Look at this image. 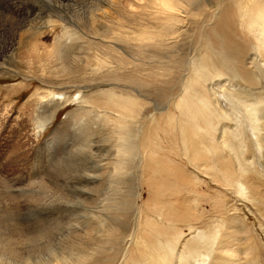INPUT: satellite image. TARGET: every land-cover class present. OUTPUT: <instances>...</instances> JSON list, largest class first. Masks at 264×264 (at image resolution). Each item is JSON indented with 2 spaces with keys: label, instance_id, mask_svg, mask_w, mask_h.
Masks as SVG:
<instances>
[{
  "label": "rangeland",
  "instance_id": "obj_1",
  "mask_svg": "<svg viewBox=\"0 0 264 264\" xmlns=\"http://www.w3.org/2000/svg\"><path fill=\"white\" fill-rule=\"evenodd\" d=\"M104 1L106 2L107 0H0V22L3 17L6 20L5 27L2 30L0 29V214L12 216L9 218V231L7 230V234L24 235L17 245L13 246L10 250H0V264H28L22 262L23 260H27V258L32 260L42 259L39 261L40 264L59 263V261H55L54 259L47 260L46 250L47 255L49 252L46 239L35 238V240H31L25 236L33 230L32 220L28 217L29 214L43 219L45 217L47 219H61L63 218L61 216L62 211L53 213L45 205L37 207L31 199L41 202L40 197L35 196L38 194L37 190L40 183L57 190L56 193L60 196L68 193L69 197H71L69 187L73 189L75 186L80 187L85 185L89 189L95 188L94 183L98 184L99 181L80 184L75 179L68 182L66 177H61L58 180L53 177L57 170L56 166L60 165L69 151L80 146L78 145V138L82 136L93 137L90 139V154L87 157L92 163L94 160L95 164L99 162L103 164L99 166V168L101 167L100 169L94 163L93 165L92 163H87V165L90 172L98 171L102 174L104 180L102 184L104 186L103 192L101 191V197L96 201V204L92 203L91 197L79 194L78 197L85 201L84 205L77 207V212L86 210L85 207L89 206L88 208H90L91 205L93 207L91 214L101 217L99 221L104 220L106 222L104 224H91L85 218L83 219L84 215L78 216L80 219L77 216L76 218L64 216L65 219L75 224L78 223L81 227V230H75L77 231L75 234L65 239L67 248L75 247L78 250L82 246L87 247V249L90 246V248L96 247L104 242L107 243L109 237L112 238L113 233H115L121 239L124 238L126 243L121 240L119 252H115L116 249L107 243L103 258L115 256V264H144V259L147 257L146 253L144 254V244L145 240L150 239L151 234L146 223L149 220L153 223V219L150 217L143 223L147 215H152L147 205L152 206L155 201H158L164 206L163 200H166L168 201V205L166 204L165 206L167 207V214L163 217L157 215L155 218L157 226L168 228L167 231L169 233L167 234L169 237L173 238L177 232L180 233L177 234L179 237L183 232L182 240L183 238H192L194 236V229H190L191 225L193 228L197 227V230H205L206 228H212L213 230L214 228H218L222 235H226L230 231L232 236L230 239L228 238V246L231 248L229 252L234 255L233 261L236 264H264V150L260 146L259 140H257L258 137L254 135L251 123L247 122L246 114L248 112L245 104L244 107L243 104H238V108L226 102H224L225 106L221 105L220 102L218 103L219 106H222V109L231 113V119H227V121L223 122V125L228 126L231 133L233 130L237 131V133L245 134L242 141H234V144L239 149V154H242V158L239 163L234 164L236 169L226 183L231 184L232 187L224 186V179L227 175L226 170L221 172L217 168H210L208 170L204 167L200 170L189 164L190 159L186 153L185 144L180 139L182 138V133L179 131L178 120L175 119L173 125H166L163 122L166 121V117L163 118V116L169 110L179 113V110H177L173 103L178 99L176 97L173 101L167 102L166 105L169 109L163 112L155 111L153 116L140 119V123L136 124L137 133L134 139L137 142L139 154L136 151L137 153L133 160V170L128 169L130 176L127 178H129V181L123 182L122 180L123 184H120V187L114 184L115 186L113 187L117 190L116 193L112 194L110 190L106 191L105 188L111 185L112 178H115V175L119 174L116 166L120 158L118 159L119 155H117L116 151L122 141L120 142L119 136L113 130L115 128V124L112 121L114 116L110 117V121L105 116L98 117L96 114L102 113V111L94 108L91 104L81 102L80 100L77 101L79 98L70 102L63 99L66 94L73 96L76 92L80 91L90 98L88 101L91 103L94 94L102 87V85L101 87H96L99 82L102 83L99 79L102 77V73L109 70L113 64L116 65V59H113L116 55L109 57L105 52V47L101 45L104 42L100 39L102 37H106V39L113 36L118 37V34H115V32L119 33V30L116 25H112V21H118L122 8L117 6L110 7V23L101 22L93 18V11L97 7L102 6ZM135 1L137 8L142 7L139 9L141 12L143 11L141 10L143 7L148 6L144 5V2ZM128 2L130 0H122L119 4L123 7ZM21 3L23 8L20 11L8 13L6 9L8 5H21ZM108 3L112 4L113 0H109ZM104 7L107 8V6ZM154 7L152 6L150 9L144 11V13L149 14L153 12ZM156 25L158 26V24ZM95 29L97 34L95 33ZM11 37L21 44L11 47ZM180 44L182 45V42ZM183 47V45L180 47L179 53L182 52ZM200 49L203 50L199 44L197 46V54L200 52ZM63 59H71V61L69 60L68 64H66V70L59 73L57 69L51 67V62L64 61ZM131 60L129 59L130 63L138 61L136 59ZM105 61L108 62L106 63ZM110 61L112 62L109 63ZM167 61L169 60L165 59V62ZM103 64H107L106 67ZM69 65L71 67H68ZM68 68L69 70H67ZM97 68H100V71L95 70ZM61 69L64 70L63 68ZM180 71L182 72V70ZM139 72L140 70L135 71L133 75L140 76ZM56 73H59V75L53 76ZM186 74L188 75L189 72ZM220 81L222 83L225 82L228 86L226 85L224 88L231 89L230 91L233 93L235 90L243 87L248 88L247 91H254L252 85L249 87L241 80L227 81V79H223V81ZM120 83L123 84L122 82ZM85 85H91L94 88H82ZM140 91L141 93L144 92V95L148 93H146V90ZM259 91H263L262 94H264V84L257 90V92ZM177 92H179L178 87L173 92L175 93L173 96H176ZM147 96L152 98V95L148 94ZM222 99L225 101L223 97ZM58 104L59 112L56 116L52 117V112ZM148 104L151 106L149 108V112H151L155 102L151 99V102ZM150 114L147 113V116ZM49 117L53 119L51 118L50 122L42 127L43 121L49 119ZM244 119H246L247 124H244ZM108 121H110L111 126H109ZM131 125H128L129 128ZM153 127L156 128L152 130V133L151 128ZM247 127L249 128L248 131ZM113 134H115V137ZM167 134L170 136L167 137ZM218 136L219 139L215 141V145L213 144V146L205 151L206 155L223 153V157L234 160L235 155L232 154L233 152L228 147L223 146L226 138L224 137L225 135L219 133ZM147 137L149 139L152 137L153 146L149 147L146 145ZM102 139L106 141L104 144L108 149L106 147L105 149L103 147L100 148L103 145V143H99ZM111 140L112 143L110 144ZM95 143H99V145L97 144V146ZM92 144H95L97 147L95 145L92 147ZM141 145H146V148ZM111 149L112 151H110ZM145 149L150 153V156L154 155L155 157H152L157 161L170 162L177 171L184 172L186 177L188 176V181H192L190 184L194 186V191L191 192L193 188L189 189L188 183L184 181L180 182V178L173 175V173L165 171L161 167L155 168L154 165L147 163L148 160H151V157L143 159ZM105 150H109L110 153ZM185 154L187 155L185 156ZM105 157L106 159H104ZM86 162L89 161L87 160ZM106 162L111 165H108ZM87 165L86 168L88 167ZM104 167H108V170ZM82 171L84 170H79L77 173L81 174ZM122 172L124 171L122 170ZM71 173L68 177L72 175ZM75 175L76 173L73 174V176ZM220 178L222 181H220ZM69 183L71 184L70 186L67 185ZM161 183H163V186ZM130 185L133 187H130ZM32 194H34L33 198H31ZM124 195L127 203L129 204L128 201L130 203L133 201L135 206L128 213H126L127 210L117 213L115 206L122 201L124 202ZM194 196H197L196 202L191 201ZM34 208L35 211H33ZM189 212L192 214L190 219L187 214ZM12 219L21 224V231L23 233L16 231L17 227ZM65 219H61V221L65 222ZM123 221H126V224ZM120 223L123 225H120ZM230 223L232 224V228L229 227ZM93 225H97L96 230L92 229ZM48 229L52 237L59 230L54 224ZM107 234L112 235L108 236ZM139 237H141V241ZM94 239L96 240L94 241ZM141 245L144 247H141ZM61 248L63 246L58 248L59 256L63 257L64 260L67 258V264H73L74 262L80 264L82 262L79 253L76 254L73 263L71 262V258L68 261V257L65 258V256L69 252L67 249L59 250ZM84 249L87 250L86 248ZM92 250L94 251V249ZM174 254L176 255L175 252ZM204 259L208 260V258Z\"/></svg>",
  "mask_w": 264,
  "mask_h": 264
},
{
  "label": "bare ground",
  "instance_id": "obj_2",
  "mask_svg": "<svg viewBox=\"0 0 264 264\" xmlns=\"http://www.w3.org/2000/svg\"><path fill=\"white\" fill-rule=\"evenodd\" d=\"M108 1L109 0L106 2L104 1L103 5L97 7L96 9L93 8V18L98 19L101 22L104 21L106 23H110L109 8L114 6L122 8L118 21H112V25H116L119 30V33L115 32V34H118V37L113 36L109 37L108 39H106V37H102L100 39L102 42H104L101 43V45L102 47H105L106 54L109 57L116 55V57L113 58L116 59V65L113 64L114 61L112 60L113 66H110L111 68L109 67V70L102 73V77L99 78L102 83L97 81L99 84L96 85V87H101V85L102 87L96 94H94V98L92 97L93 100L91 103L88 101L90 98L84 93L82 94L80 91L76 92L73 96L66 94L63 98L65 100H69V102L75 101L79 98L77 101L80 100L81 102L91 104L94 108L102 111V113L96 114L98 117L105 116L108 120H110V117L114 116L112 121L115 124V128H113V130L114 133L119 136L117 137L120 138V142L122 141V144L120 143L121 145L119 144L117 147V151L114 150L117 152V155H119L118 159L120 158L119 163H116L119 174L115 175V178H112L111 185L105 188L106 191L110 190L112 194L116 193L117 190L113 187L115 186L114 184H117L120 187V184L129 181V178H127L130 176L128 169H132L134 165V156L139 151L134 137L136 138L135 135L137 133L135 126L140 123V119H146L147 117L149 118V116H153L155 111H166L169 109L166 105L167 102L173 101V99L176 97L178 99H176L173 103L177 110H179V113L169 110L167 114L163 116V118L166 117V121L163 122L166 123V125H173L174 120H178L177 124L180 128L179 131L182 133V138L180 139H182V142L185 144V150H187L186 153L190 159L189 164H192L200 170L202 167L208 170L210 168H217L221 170V172L226 170L227 175L224 179V186L229 188L232 187L231 184L226 183L228 179L231 178L232 173L236 169L234 164L239 163L242 158V154H239V149L237 145L234 144V141H242L245 134L239 132L237 133V131L235 132L233 130L231 133L229 131L230 128L226 125H223V122L227 121V119H231V113H228L222 109V106H219L218 103L220 102L221 105L225 106L224 102H226L231 106L238 108V104H243V107L245 104L248 114H246L247 117L246 115H243L247 118V122L251 123L254 135L258 137L257 140H259L258 142H260L259 144L264 150V94H262L263 91L257 92L260 86L264 84V0H138L140 2H144V5H148L141 9L143 10L142 12L139 10L142 7L137 8L135 6V0H130V2H128V4L124 5L123 7H121L122 5L119 4L122 0H113L112 4L108 3ZM146 2H149V4ZM104 6H107V8ZM150 6H155L153 12L145 14L144 11L150 9ZM21 8H23L22 3L21 5L12 4L6 7L8 13H15L20 11ZM5 22L6 20L3 17L2 21L0 22L1 30L5 27ZM156 24H158V26ZM95 33L97 34L96 29ZM11 40V47L21 44L19 41L16 42L13 37H11ZM180 42H182V45L184 46L181 53L178 52L182 46ZM199 44L203 50L200 49V52L197 54V46ZM24 45H26V43H24ZM69 58L71 57L69 56ZM129 59H136L138 61L130 63ZM165 59H168L169 61L165 62ZM63 60L64 61L59 60L51 62V67L57 69V72L59 73L61 71H65L67 68L66 64H68L69 60L71 61V59ZM106 65L107 64H105L104 67H106ZM68 67L71 66L69 65ZM102 67L100 68L103 69L104 67ZM100 68L95 70L100 71ZM67 70H69V68ZM139 70V74H141L140 76L133 75V72ZM180 70H182V72ZM187 71L189 72L188 75L186 74L188 73ZM59 73L53 74V76H57ZM179 79L181 80L179 81ZM223 79H227V81L241 80L249 87L252 85L254 87V91H247L248 88L243 87L241 89L235 90L236 92L234 91L233 93L230 91L231 89L228 90V88H224L227 84L220 81H223ZM262 79L263 81H261ZM121 85L123 87H119ZM177 87L179 88V92H177L176 96H173L175 95L173 92L177 90ZM82 88L92 89L94 87L91 85H85ZM140 90H146V93H148L144 95L145 93H141ZM148 94L152 95V98L148 97ZM222 97L225 99V101L222 99ZM59 98L61 99V97ZM155 98H157L158 101ZM151 99L155 102V104L153 105V110L149 112V108L151 106H149L148 103L151 102ZM58 106L59 104L56 105L55 109L53 110L51 115L52 117L56 116L59 112ZM147 113L151 114L147 116ZM51 118L49 117V119H45L43 121L42 127L46 126L50 122ZM110 121H108V123ZM244 121V124H247L246 119H244ZM128 123L132 124L130 128ZM109 126H111V124ZM155 128L156 127L151 128V131ZM248 130L249 128L247 127V131ZM217 133L218 135L219 133L225 135L224 137L226 138L225 140L223 139V146L228 147L233 152L232 154L235 155V158L233 157L234 160H229V158L223 157V153L210 156L206 155L205 151H207L209 147L213 146L215 141L219 139ZM113 136L115 137V134H113ZM166 136L169 137L170 135L167 134ZM91 137L82 136L78 138V145L80 146L69 151L65 158H62L63 161H61L60 165L56 166L57 170L55 174L53 172L52 173L54 174L53 177L56 180L60 179L61 177H66L68 182L75 179L80 184H83L84 182L91 183L99 181L98 184L94 183L95 188L89 189V187L85 185L80 187L75 186L73 189L69 187L70 196L72 197L71 198L69 197L68 193L60 196L56 193L57 190L40 183L37 190L38 194L36 193L37 195L35 196H39L41 202L31 199L35 202L34 205L36 204L37 207H42V205H45L53 213L62 211L61 216L63 218L61 219H65L64 216L76 218V216L81 217L84 215L83 219L85 218L86 221L91 224H104L106 222H104V220L99 221L101 220V217L91 214L93 209L91 205L90 208H88V206L85 207L86 210L84 209L79 213L77 212V207L84 205L85 201L78 197L79 194L91 197L92 203L96 204V201H98L99 197H101V193L103 192L102 189L104 184L102 183L104 180L102 174H100L98 171L90 172L89 166L87 165V163H92L87 157L90 154ZM146 141L147 146H153L152 137L150 139L147 137ZM104 142L106 141L103 139L99 142L101 144L103 143L100 148L103 147L105 149L106 147L108 149ZM99 143L95 144L99 145ZM111 143L112 140L110 144ZM94 145L92 144V147ZM146 145L141 146L146 148ZM105 151L110 153L112 149L110 151ZM187 154H185V156ZM152 156H150V153H148L147 149L144 150L143 159H149L151 157V160H148L147 163L154 165L155 168L161 167L164 168L165 171L173 173V175H176L180 178V182L184 181L188 183L189 189L193 188L191 192L194 191V186L190 184L192 181H188V176L186 177L184 172L177 171V169L173 167L174 165L170 162L166 161L165 163L163 160L157 161L154 159L155 156ZM104 159H106V157ZM87 160L89 162H86ZM93 163L98 168L103 164L100 162L95 164L94 160ZM109 163L108 165H111ZM86 165L88 166L87 168ZM90 167L94 168L93 166ZM78 169L80 171H84H82L80 174L77 173L79 171ZM122 170L124 172H122ZM73 172L76 173L75 176H73ZM70 173L72 174L70 176L73 177H68ZM220 181H222L221 178ZM67 185L70 186L71 184L69 183ZM161 185L163 186V183H161ZM131 186L132 185H130V187ZM235 191L237 192V190ZM33 195L34 194H32V197H30L33 198ZM124 197L125 195L123 198ZM156 199L158 198L156 197ZM196 200L197 196H194L193 200L191 201L196 202ZM128 202L129 204L125 199L124 202L122 201L118 203L115 206V211L117 213H121L120 211L127 210L126 213H128V211L133 209L135 206L133 201H131V203L130 201ZM163 202L164 206H162V203L158 201H155L152 206L147 205V207L150 208L149 211L152 212V215H147L143 223L146 222L148 217L153 219V223L150 220L146 223L151 231V234L150 239L145 240L144 244V254L146 253L147 255V257L144 259V264H236L233 261L234 255L229 252L231 248H229L228 244L229 239L232 236L230 231L226 235H222L218 228H214L213 230L212 228L197 230V227L193 228L191 225L190 229H194V236L192 238H183L182 240L184 235L183 232L179 237L177 236V234H180L179 232H177L173 238L169 237L167 234L169 233L167 231L168 228H165L164 226L159 227L156 225L157 220L155 216L158 215L163 217L165 214H167V207L165 206L166 204L168 205V201L163 200ZM35 208L33 211H35ZM187 214L189 215L190 219L192 214L190 212ZM11 217L12 216L9 214H0V250H10L13 246L17 245L19 240L24 237L23 234H19L18 236L7 234L9 231V218ZM28 217L30 220H32L33 230L25 237H29L31 240H35V238L46 239L49 252L47 255L46 250L47 260L54 259L55 261H59L60 264H67L66 257H68V261L71 258V262L73 263L77 253L80 254V258L82 259L81 263L84 264H115V256L103 258V254H105L108 244L116 249L115 252H119V244H121V240L122 242L124 241V238L121 239L120 236L113 233L112 238L109 237L107 241L108 244L104 242L96 247L90 248V246L88 247L89 249H87L85 246H82V248L78 246L80 248L78 250L75 247L67 248L68 246L66 245L65 239L68 236L75 234L77 232L75 230H81V227L78 225V223H72L67 219H65V222H62L61 219L58 218L47 219L45 217V219H43L41 217H36L33 214H29ZM80 217L78 218L80 219ZM13 223L17 227L16 231L19 233L22 230L21 224L16 220H13ZM116 223L118 224L117 221ZM123 223L126 224V221H123ZM231 223L229 225L230 228H232ZM53 224L59 229L54 237L49 234L48 229L49 227H52ZM120 225L123 224L120 223ZM92 229L96 230L97 225H93ZM89 235L92 236L90 233ZM139 238L141 241V237ZM95 240L96 239H94V241ZM60 246H63V248L59 250L67 249L69 252L68 255L65 256V260L63 257L59 256L58 248ZM142 246L143 245H141V247ZM84 248H86L88 252ZM92 249H94V251ZM174 252L177 256L174 254ZM204 258H208V260ZM40 260L42 259L32 260L27 258V260H23L22 262L28 264H37ZM208 261L210 262L207 263ZM74 263L76 264V262Z\"/></svg>",
  "mask_w": 264,
  "mask_h": 264
}]
</instances>
